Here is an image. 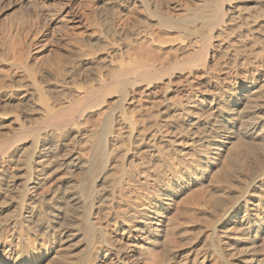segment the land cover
I'll list each match as a JSON object with an SVG mask.
<instances>
[{"label":"bare ground","instance_id":"obj_1","mask_svg":"<svg viewBox=\"0 0 264 264\" xmlns=\"http://www.w3.org/2000/svg\"><path fill=\"white\" fill-rule=\"evenodd\" d=\"M111 1L110 7L120 18L140 11L144 27L134 32L117 27L110 41L100 37L99 49L91 44L90 51L80 59V70L71 75L72 85L68 79L67 83L43 86L35 71L31 72L32 91L22 85L17 88L0 83L1 122L10 110L7 103L16 100L19 104L15 106L24 110H10L9 116L14 114L12 120L19 128L7 134L9 137L0 138V264H43L46 260L62 264H140L146 253L157 254L153 255L155 264H264V166L256 177L248 178L250 182L241 184L244 189L239 188L231 202L217 204L214 199L216 212L200 239L196 237L203 229L197 236L193 237L194 232L190 236L189 220L181 226L170 219L172 212H165L171 207L166 206L167 201L174 199L178 188L171 190V182L156 183L147 167L149 152L180 179L177 183L183 189L182 184L190 181L177 175V162L164 155L166 147L173 149L178 162L190 154L182 147L200 146L206 158L212 156L208 152L213 149L211 164L215 165L219 156L224 152L228 155L237 143L246 147L256 138L264 141V75L260 71L264 68V44L253 35L255 30L250 31L251 25H260L259 16L264 14L257 13L251 23L245 22L242 3L251 0ZM80 18L76 15L71 20ZM259 31L264 34L263 29V34ZM148 48L155 52H148ZM157 50L178 54L175 57L168 52L175 58L163 63L164 59L158 61L154 55ZM79 79L97 80L99 87L72 99L70 94L71 100H67L68 92L79 87ZM147 95L155 98L148 104L156 109L148 116ZM110 98H115L111 107ZM244 105L250 109H244ZM36 115L39 120L34 119ZM98 115L104 116V124L94 121ZM28 121L35 122L28 126ZM93 121L102 129L95 141ZM237 131H244L250 141L245 135L246 140H241L244 136L240 138ZM134 158L138 160L135 165ZM201 170L199 179L205 176ZM145 195L147 211L138 221V209L132 203L135 200L139 205ZM150 195L153 197L148 199ZM127 206L130 213L118 211ZM69 213L77 216L68 218ZM101 215L106 217L102 223L98 222ZM198 221L203 224L202 218ZM135 228L142 232L138 240L145 246L132 251L123 236L130 234L137 239ZM223 230L226 232L221 233ZM231 230L235 232L228 236ZM119 231L123 236L114 237L113 233ZM81 235L83 238L76 241ZM205 237L213 242L202 247ZM188 242L191 245L187 247Z\"/></svg>","mask_w":264,"mask_h":264},{"label":"rangeland","instance_id":"obj_2","mask_svg":"<svg viewBox=\"0 0 264 264\" xmlns=\"http://www.w3.org/2000/svg\"><path fill=\"white\" fill-rule=\"evenodd\" d=\"M101 1H103V0H0V78H1L0 83H4L5 85H8V86H11L14 84V86L17 85V86H15L17 88H19L18 86L22 85V86H24V87H22L23 89L27 90L29 88L32 91L33 87H31V85H32L31 72L35 71L37 76L42 78L41 83L43 86H48V85H52V86L54 85L55 86V85H57V83H59V82L64 83L65 81H66L65 83H67L68 79H69V84L72 85L71 81L73 82V80H72V78L74 76L73 74L75 71L80 70V68H81L79 65L80 59H81V57H83V55L85 53L90 51L91 44L93 46H96L99 49L100 44H101L100 37L107 38L110 41V39H113L116 36L117 27L120 28V30L123 28L124 29L126 28L125 30L129 29L128 31L132 30L131 32L141 31L142 28L144 27L143 19H141L142 13H140V11L134 10L133 13L125 14L124 17L122 15V17L120 18L119 16H117L114 13V9H112L110 7V5L112 3L111 0H106L107 2L105 1L104 4ZM253 1L254 0L242 3V8L245 7L244 9L246 12L245 22L250 21V23H251V21H252L251 19L253 18L252 16H256L257 13H258V15L264 14V1H262V0H255L254 2ZM109 2H110V4L108 5L107 3H109ZM256 3H258V4H256ZM101 6H102V8H100ZM210 6L212 7V4L209 5L208 7L211 8ZM250 6H252V7H250ZM254 6H255V8L252 9ZM249 7L251 8V10ZM103 8H104V10H103ZM247 10H249L250 12L248 11V13H247ZM255 10H257V11H255ZM254 12H256V13H254ZM250 13H253V15L252 14L250 15ZM76 15L82 17V20H81V18L77 19V20H74V19L71 20V18H73ZM249 16H250V18H249ZM263 16L264 15L259 16L260 18H262V19H260L262 21H259L260 25L257 24L256 25L257 27L251 25L252 28L251 29L249 28L250 31L255 30V32H253V35L254 36L256 35L257 37L255 36V38H257V39L259 37L258 40L261 39L260 44H261V41L264 44V42H263L264 40H262V39H264V38H262V37H264V34H263L264 32L262 33V31H261L262 29L264 30V28H262V27H264V20H263L264 17ZM251 26L249 25V27H251ZM260 26H261V28H260ZM256 30L257 31L260 30L259 32L262 33L263 35H260ZM200 40L201 39L199 38V41ZM147 50H149L148 52L152 51L150 48H148ZM153 52H155V50H153L152 53ZM156 52L158 54L155 53L154 55L158 58V61H162L164 59V62L162 61L163 63L169 62L171 59L175 58L178 54L175 51H167V50H164V51L157 50ZM168 52L169 53L171 52V54L174 55L175 57L172 56L171 54H168ZM161 56H163V57H161ZM161 58H162V60H159ZM162 62H159V63L162 64ZM17 64H19V65H17ZM263 69L264 68H261L260 71L264 75ZM71 75H73V76H71ZM45 77H46V79H45ZM98 84L99 83L97 82V80H91V81H86L84 79L77 80L76 85H77V87L81 86L80 88L78 87L80 90L78 88H76V90L78 89L77 90L78 92L76 90L69 91L67 100H71L72 98L77 97L79 95H85V94L89 93L92 88L99 87ZM88 88H89V90H88ZM0 92H2V91H0ZM73 92H75V93H73ZM28 93L31 94V92H28ZM79 93H81V94H79ZM2 94L3 93H0V95H2ZM70 94L72 95V97L70 96ZM70 97H71V99H70ZM148 97H149V99H148ZM29 98L30 97H28V99ZM112 99L115 101V98L108 99V102L110 101L109 102L110 104L107 102L110 105L109 107H111L114 103V101ZM147 99H148L147 100V105H148L147 116H148L150 113H156V109L152 108L148 104V102H150V101L152 102L153 100H155V98L147 95ZM0 102H3V100H0ZM56 103H58V102H56ZM7 104H10L9 108H10V110L12 109L14 113L15 112L19 113V112L24 111V110H21L22 108H20V106L16 107L19 104L18 101H16V100L12 101L11 103H7ZM15 104H16V106H15ZM24 104H26V103H24ZM24 104L22 105L23 109H26L27 106ZM13 107L16 108V110ZM7 108H8V106H7ZM245 108H247L246 110L250 109L249 105H248V107H247V105H244V109ZM10 110L7 109V111H9V112H7V117L3 118L2 122L0 120V124H1L0 125V138H3V136H4V138L9 137L11 134H13V131H16L19 128L18 123L12 120V119H14L13 118L14 114L11 113V115L9 116L10 112L12 111V110L11 111ZM19 110H21V111H19ZM4 116L5 115H3L2 117H4ZM98 116L101 118L99 119ZM98 116H96L94 118V121L95 122L100 121L98 123L104 124V122H103L104 116H102V115H98ZM36 118H38L37 120H39L40 116L36 115L34 119L36 120ZM250 118H252V115L250 116ZM94 121H93V128L95 127V131H97V132L95 133V136L93 135L95 137V138H92L93 141H95L94 139H96V138L98 139L99 135L101 134L100 132L102 131V129L100 127L101 125L98 123L95 124ZM28 122H30V123H28ZM28 122H27V125L30 126L31 123L35 122V121H28ZM10 123H12V124H10ZM95 125L96 126L99 125L98 128H96ZM4 126H6V127H4ZM6 132H9V133H6ZM7 134L9 136H7ZM96 134H98V136ZM237 134L240 138H241V136L245 135L247 137V140H249V138H248L249 136L244 134V131L243 132L237 131ZM245 136L242 137L243 139L241 138V140H246ZM250 142L253 143L254 145L251 144V146L248 145L246 147H240L243 144L242 145L241 144L239 145V143H237V145L235 144L233 146L232 150L230 152H228V155H227V152H224L222 154V156H219L221 158V160H220V158L217 159L216 161L218 163L216 162L217 164H215V165L211 164V162H213L214 153H215V151L213 149L210 150L211 152H208L209 155H212V156H210V158H206L207 156H205L204 152L201 151V148H199L200 146H196L195 149L194 148L187 149L186 147H182L181 149L184 152H186V153L188 152V154L190 153L189 155H187L190 157L186 156L184 159L182 158L183 162H182V160L180 162H178L175 159V154L173 152V149L166 147V149L163 150L164 155L166 154L167 158H168V156H170V158L174 159V161H173V159L169 158L170 161L172 160V162H174V163L177 162L176 163L177 175L178 176L180 175V177L184 176L183 178H185L186 180L188 179L187 180L188 182L190 181V183H188V184H182L183 189H182V187L178 186V183H177V182H179L180 179L172 176V173L169 171V169L167 168V170H166L165 168H163L162 163L159 161H155V159L153 157H151L149 155V152L147 151L148 152L147 153V167L149 165L148 170L149 171L153 170V171H151V173L148 171L149 176H153V178L155 177L154 179L155 180L157 179L156 183L162 182L161 184L166 185L167 183L170 184V182H171L172 183L171 184V190L173 189L174 186H176L178 188V194L173 197L174 199L172 201H167V203L169 205L167 204L166 206H168V207L171 206V207L168 208V210H166L165 212L166 213L172 212V216H170V219L171 220L174 219L173 221H179L181 226H183L182 222L184 223V225H186L188 220L190 221L188 223L194 224V226L193 225L190 226V224L188 226L189 232H192V233H189L190 236L193 234V232L196 234V235L193 234V237L197 236L199 233V229L200 230L203 229V231H200V233H199L200 236L198 235L196 237V239H198V238L200 239V237L203 234H205V231L207 230L206 228L208 227V225H210L212 222V218L216 212V203L219 202L220 204H223L224 202L225 203L226 202L229 203V201L231 202V200L234 198L235 194H237V192H240V190L242 191V187H243L242 185L250 182L252 180V178H254V176L256 177L257 174H259V172H261V171L258 172V170H262L264 168L263 167L264 166V153H263L264 152V143H263L264 141L261 138H256V140H251ZM258 142H259V144H258ZM250 147H251V149H250ZM167 148H169V149H167ZM197 148H198V151H196ZM234 148L237 151H235ZM247 148H249V149L247 150ZM262 150H263V152H262ZM192 151L194 152V154ZM250 151H252V152H250ZM99 152H98V155L101 154V151H99ZM198 152L201 154L203 153V154L201 155ZM82 154L85 155L86 153L83 152ZM229 155H231V156L229 157ZM223 157H224V159H223ZM190 159L192 162L190 161ZM226 159H227V161H226ZM136 161H138L136 158L132 159V164L135 165V163H137ZM186 161H189V162H186ZM155 162L159 163V165H161V166L157 165ZM197 163H198V165H197ZM196 165H197V167H196ZM187 166L190 168L186 169ZM155 169H158L159 171L156 170V172H157L156 173ZM163 169H165V170H163ZM200 170L201 171L204 170L203 172L206 173V174L203 173L205 176H204V178H201V179H199V177H198V176H200V173H199ZM190 171H191V173H190ZM152 172H153V175H152ZM219 172L221 173V175ZM233 172H234V174H233ZM154 173L156 176H154ZM163 173H165L164 174L165 176L163 175ZM217 173H219V174H217ZM166 176H167V178H166ZM214 177H215V179H214ZM153 178H152V180H154ZM171 178H172V180H171ZM248 178L251 180H249ZM159 180L161 182H159ZM244 181H246V182H244ZM222 182H224V183H222ZM232 188H235V189H232ZM239 188H240V190H238ZM243 189H244V187H243ZM208 190H209V192H208ZM207 192H208V194H207ZM199 193H201V194H199ZM151 195L148 196V199H150V197H153ZM216 197H218V198H216ZM219 197H221V200L219 199ZM193 199H195V202ZM199 199L203 200V201H200ZM214 199H215L216 203L214 202ZM217 199H219L222 202L217 201ZM144 200L145 201H143V200L140 201L139 205H138L137 201L135 202V200L133 202L135 204L132 203V207H134L135 209H138L137 210L139 213V214H137L138 215L137 216L138 221L142 220L139 215L142 213H145V211H147V209H146L147 208V195H145ZM204 201H206V202L204 203ZM142 202H144L145 204H143ZM199 202H201V203H199ZM219 203H217V204H219ZM202 204H203V206H202ZM213 204L215 205V207ZM190 206H192L193 208ZM205 206H206V208H205ZM126 208H128L130 210V207L127 206L125 208L123 207L124 211L122 209L121 210L118 209V211H122L123 213H127L126 211H128V213H130L131 210L129 211ZM211 208L213 209V212H212ZM180 211H181V213H180ZM186 211H188L189 213ZM134 212H136V211H133V213ZM179 213H180V215H179ZM183 213L186 214V216L189 214L188 216H190V219H193V221L195 220L194 216L197 215L195 217L198 218V220H199V217L202 218L203 224L201 223V221L199 222L197 220L199 223H201V225H200L195 220L194 221L196 223V225H195V223H193V221L190 220L188 216L184 217L185 215H183ZM190 213H191V215H190ZM210 213H211V217H210ZM108 214H104V215L109 216ZM113 214H114V212H112L110 215H113ZM203 214H204L205 219L202 217ZM104 215H101V217L98 219V222L101 221L100 223H102L105 220L106 217ZM205 215H206V217H205ZM76 216H77L76 214L71 213L68 218L71 217L73 219ZM177 216H181V218L182 217L183 218L181 219L180 217H177ZM191 216H193V217H191ZM129 217H127V219L131 220L132 217H131V219ZM209 217H210V220H209ZM179 218L183 221H180ZM127 219H125V220L128 221ZM185 219H187V220H185ZM204 220L206 221L205 222L206 224H204ZM184 221H186V224ZM133 225L137 226L138 223L133 222ZM202 225H205V226L202 227ZM74 226L72 227V229H77L76 228L77 224H76L75 228H74ZM197 230H198V232H197ZM201 232H202V234H201ZM225 232H226V230H225ZM225 232H224V230L221 231V233H225ZM234 232H235V230H231V232L228 231V236H229V234L233 235ZM113 235H115L114 237L123 236L122 231L121 232L119 231L118 233H113ZM133 235H135L137 237V239L134 238L133 236H131L130 234H124V236H123L124 240L128 243V246H130L129 248L132 251H134L137 246L139 247V245L140 246L144 245V242H142V240L141 241L138 240V237L142 238V232H140L139 230H136V228H135L133 231ZM79 238L81 239V238H83V236L81 235L80 237H78L76 239V241H80ZM209 241L213 242V239H211L209 237L203 238L201 240V244H202L201 246L202 247H203V245L204 246L205 245L210 246ZM191 244H192V242H191ZM191 244L188 242V244H185V245L188 247ZM83 246H82V248H84ZM154 254L157 255L156 253H154ZM154 254H152L151 256L148 253L144 254L143 255V257H144L143 261L144 262L140 263V264H144V263L155 264L153 261L154 260V258H153ZM262 254L264 255V251ZM148 255H149V257H148ZM235 258H236V256L231 257L230 260L233 261V260H235ZM214 260H216V259H212L213 262H214ZM50 261L51 260H46V261H44L43 264H54V263L55 264H62L61 262H58L56 260L55 261L52 260L53 263H50ZM214 263L219 264V262H216V261Z\"/></svg>","mask_w":264,"mask_h":264}]
</instances>
